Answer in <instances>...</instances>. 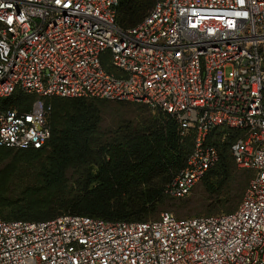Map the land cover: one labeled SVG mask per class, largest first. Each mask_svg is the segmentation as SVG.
Segmentation results:
<instances>
[{"label":"built area","instance_id":"1","mask_svg":"<svg viewBox=\"0 0 264 264\" xmlns=\"http://www.w3.org/2000/svg\"><path fill=\"white\" fill-rule=\"evenodd\" d=\"M117 4L0 0V98L33 96L27 111L0 103V147L44 146L53 97L137 101L194 132L167 195L186 196L218 161L207 136L226 125L240 130L237 165L254 171L244 197L187 218L0 217V264H264V0H156L126 29Z\"/></svg>","mask_w":264,"mask_h":264},{"label":"trees","instance_id":"2","mask_svg":"<svg viewBox=\"0 0 264 264\" xmlns=\"http://www.w3.org/2000/svg\"><path fill=\"white\" fill-rule=\"evenodd\" d=\"M155 2L118 0L117 24L124 29L137 25ZM32 101L33 96L21 90L0 98L6 107L24 111ZM50 101L52 133L44 146L0 147V217L39 221L69 213L145 221L159 217L163 207L175 200L165 188L187 162L193 131L181 135L173 116L137 101L99 97H53ZM127 103L147 115L134 123L121 114L117 127L103 132L108 109L117 111ZM151 109L157 114L151 115ZM239 135V129L219 125L207 136V143L219 150V159L201 181L210 192L226 193L224 201L231 204L220 213L238 208L254 174L251 168L239 167L232 155L231 145ZM28 164L36 165L35 175L21 184V190L12 191L11 174Z\"/></svg>","mask_w":264,"mask_h":264},{"label":"rangeland","instance_id":"3","mask_svg":"<svg viewBox=\"0 0 264 264\" xmlns=\"http://www.w3.org/2000/svg\"><path fill=\"white\" fill-rule=\"evenodd\" d=\"M226 73L227 76L231 75L230 67L226 69ZM121 114H123L125 120H129L134 123H137L138 120L141 122L142 118L147 115L143 110H141V108L128 103L126 106H119L117 111L115 109H108L102 123L103 132H111L115 127H117V124L120 122ZM156 114L157 110L151 109V115ZM35 172V164H28V166L22 167L17 171L15 169L9 179V182L12 184V191H16L18 189L21 190V184L29 181L35 175ZM223 194L226 193L222 191L210 192L200 180L189 194L183 197H175V200L171 201L169 205L163 207L161 212L168 210L180 218L220 213L231 204L230 201H224L225 195ZM210 210H213L214 212L210 213Z\"/></svg>","mask_w":264,"mask_h":264}]
</instances>
